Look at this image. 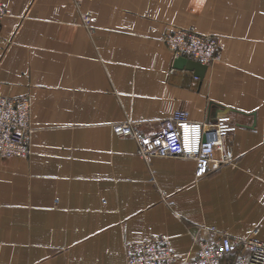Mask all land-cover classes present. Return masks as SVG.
Returning <instances> with one entry per match:
<instances>
[{
	"label": "crops",
	"instance_id": "crops-1",
	"mask_svg": "<svg viewBox=\"0 0 264 264\" xmlns=\"http://www.w3.org/2000/svg\"><path fill=\"white\" fill-rule=\"evenodd\" d=\"M0 1V94L31 104L29 154L0 156V264H125L159 234L180 253L196 224L264 241V0ZM169 28L214 36L202 73L175 66ZM179 109L229 114L232 162L196 177L112 131Z\"/></svg>",
	"mask_w": 264,
	"mask_h": 264
},
{
	"label": "built area",
	"instance_id": "built-area-1",
	"mask_svg": "<svg viewBox=\"0 0 264 264\" xmlns=\"http://www.w3.org/2000/svg\"><path fill=\"white\" fill-rule=\"evenodd\" d=\"M5 9L0 1V24ZM162 40L173 58L185 57L209 64L217 53L213 35L189 28H169ZM27 94H0V156H27L31 132V106ZM235 128L227 113L197 121L185 110H175L159 121L158 128L144 132L133 121L112 125L119 137H130L137 143V153L145 160L153 156L189 158L195 161L196 177H202L232 162L228 136ZM188 230L191 243L183 252L170 247L167 236L159 234L125 244V264H264V241L257 232L236 236L212 225L196 224Z\"/></svg>",
	"mask_w": 264,
	"mask_h": 264
},
{
	"label": "water",
	"instance_id": "water-1",
	"mask_svg": "<svg viewBox=\"0 0 264 264\" xmlns=\"http://www.w3.org/2000/svg\"><path fill=\"white\" fill-rule=\"evenodd\" d=\"M174 62H175L174 63L175 66L183 67L185 65L187 68L195 70V72L197 74L202 73L203 70L206 68L205 64H202V63H200L198 61H195V60H192V59H188V58H185V57H181V56L180 57H176Z\"/></svg>",
	"mask_w": 264,
	"mask_h": 264
},
{
	"label": "rangeland",
	"instance_id": "rangeland-1",
	"mask_svg": "<svg viewBox=\"0 0 264 264\" xmlns=\"http://www.w3.org/2000/svg\"><path fill=\"white\" fill-rule=\"evenodd\" d=\"M216 51H218V43H217V50ZM217 54H218V52L216 53V56H217Z\"/></svg>",
	"mask_w": 264,
	"mask_h": 264
}]
</instances>
